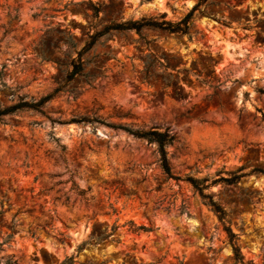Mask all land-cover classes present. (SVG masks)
Returning <instances> with one entry per match:
<instances>
[{"label":"rangeland","instance_id":"obj_1","mask_svg":"<svg viewBox=\"0 0 264 264\" xmlns=\"http://www.w3.org/2000/svg\"><path fill=\"white\" fill-rule=\"evenodd\" d=\"M199 1L0 0V109L53 96L0 117V264H240L157 145L114 126L171 132L173 174L207 180L244 264H264V0H207L189 35L96 37Z\"/></svg>","mask_w":264,"mask_h":264},{"label":"trees","instance_id":"obj_2","mask_svg":"<svg viewBox=\"0 0 264 264\" xmlns=\"http://www.w3.org/2000/svg\"><path fill=\"white\" fill-rule=\"evenodd\" d=\"M206 1L207 0H200L199 3L196 4L193 7V9L182 20L176 23L166 21L165 20L166 16L164 14L161 16L162 20L143 19L141 21H136V22L128 21L125 23H117V24L109 25L104 29L103 32L97 34L96 37L105 35L113 31L126 32V31L134 30L138 34H140L144 28L159 29L171 35H189L194 13L204 3H206ZM96 37L92 38V41L89 43L87 47H85V50L90 49L96 43ZM82 71H83L82 63L75 64L73 71L69 75L70 79H74L76 76L82 74ZM52 98L53 96L50 95V96H46L40 99L37 102H23L11 108L0 109V117L12 115L16 111H19V110L41 111L42 108ZM85 122L93 123V122H96V120L90 119V118H80V119L75 118V119L70 120V123H85ZM114 128L123 130L138 139L147 141L150 144L153 143L157 145L158 153L160 156V163H161V167H162L164 174L167 175V177L170 179L188 182L200 194V196L204 200H206L207 205L212 209V211L218 217L219 221L222 222L224 225V230L227 233L229 243L232 247L235 261L237 263L244 264V256L242 255L241 250L236 243L237 235L233 233L232 228L229 226V221L227 220L226 211L217 202H215L210 195L204 193L206 190H208L211 187V185H206L207 180H198L190 176H187L184 179H181L180 177H177L173 174L171 166H170L169 158H168L167 147L172 145L175 142V136L168 130L161 131L159 129H151L149 131H139V130H133V129H130L124 126H114ZM252 173L264 174V171L253 170ZM241 177H244V175H242ZM78 195L81 197H84L83 192H79ZM114 231H116V228L113 229V232ZM134 231H147V229L141 226V227H137L136 229H134ZM105 237L106 236L104 235L96 240L101 241ZM11 238L12 236H9L7 241H9ZM6 264H16V262L9 259L6 262ZM63 264H74V259L73 258L68 259L64 261ZM101 264H106V262L101 263ZM247 264H254V263L249 262Z\"/></svg>","mask_w":264,"mask_h":264}]
</instances>
